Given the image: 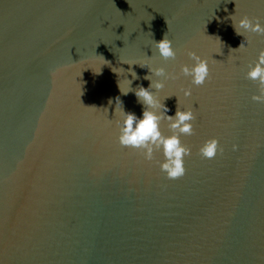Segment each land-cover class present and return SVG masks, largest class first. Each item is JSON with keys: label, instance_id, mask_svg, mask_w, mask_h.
<instances>
[{"label": "water", "instance_id": "obj_1", "mask_svg": "<svg viewBox=\"0 0 264 264\" xmlns=\"http://www.w3.org/2000/svg\"><path fill=\"white\" fill-rule=\"evenodd\" d=\"M234 12L264 22V0H0V264H264V101L246 74L264 34L230 51ZM165 32L175 58L156 52ZM188 50L211 78L160 90L196 115L186 171L169 178L162 150L147 160L119 143L116 98L144 106L112 68L147 86L139 64L179 72ZM164 103L174 114L177 97Z\"/></svg>", "mask_w": 264, "mask_h": 264}, {"label": "clouds", "instance_id": "obj_2", "mask_svg": "<svg viewBox=\"0 0 264 264\" xmlns=\"http://www.w3.org/2000/svg\"><path fill=\"white\" fill-rule=\"evenodd\" d=\"M232 26L237 35H242L243 40L238 47L230 48V51L245 48V38L247 33L264 34V22L260 17H250L244 14L237 18L235 12L231 14ZM168 32V31H167ZM167 32L159 39H153L156 52L164 59L175 58L177 49L173 47V41L169 38ZM221 40V39H220ZM213 53H221L222 48L214 49ZM187 55L191 58L192 63H181L179 72H169L163 65L153 66L149 63H129L122 61L128 65L139 64L141 67L147 66L148 73L145 79L149 80V84L144 86L140 84L132 87V81L137 79V73L132 67L125 69L121 66H114L112 71L117 74L131 73V79L126 74L124 79L127 81L128 87L122 89L118 82L121 93L127 94L133 91L144 107L141 115L135 112L126 111L119 97L116 98L113 116H117L115 123L118 127V141L123 146L137 148L142 150L145 159L151 160L154 152L162 150L164 159L159 161V166L169 178H177L184 175L185 160L184 158L190 154L191 149L181 142L180 135L192 134L194 132V121L196 115L193 106L181 108L178 104L179 97L176 94L161 98L160 90L166 86V81L175 80L180 75L190 77L192 85H201L209 80L210 68L209 58L201 56L196 51L188 50ZM153 56H149L150 58ZM212 59L215 60L212 56ZM119 69V71H118ZM247 77L257 81L259 92L254 93L253 100L264 101V48H260L254 62H250L247 70ZM161 77V78H154ZM184 97L192 96V88L181 87ZM175 95L177 97V107L174 114H169L168 106L164 103L167 97ZM111 104V100H109ZM108 109V108H107ZM111 120V119H110ZM167 120L168 127L173 131L169 135H165L160 128L161 121ZM237 146L233 145L235 149ZM218 150V140L211 138L206 140L200 147L203 156L212 158ZM222 151V149H220Z\"/></svg>", "mask_w": 264, "mask_h": 264}]
</instances>
